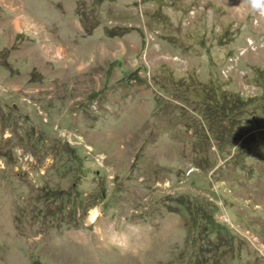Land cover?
Returning a JSON list of instances; mask_svg holds the SVG:
<instances>
[{
  "label": "rangeland",
  "instance_id": "rangeland-1",
  "mask_svg": "<svg viewBox=\"0 0 264 264\" xmlns=\"http://www.w3.org/2000/svg\"><path fill=\"white\" fill-rule=\"evenodd\" d=\"M0 264H264V17L0 0Z\"/></svg>",
  "mask_w": 264,
  "mask_h": 264
},
{
  "label": "clouds",
  "instance_id": "clouds-1",
  "mask_svg": "<svg viewBox=\"0 0 264 264\" xmlns=\"http://www.w3.org/2000/svg\"><path fill=\"white\" fill-rule=\"evenodd\" d=\"M250 8L264 17V0H244Z\"/></svg>",
  "mask_w": 264,
  "mask_h": 264
},
{
  "label": "bare ground",
  "instance_id": "bare-ground-1",
  "mask_svg": "<svg viewBox=\"0 0 264 264\" xmlns=\"http://www.w3.org/2000/svg\"><path fill=\"white\" fill-rule=\"evenodd\" d=\"M94 213H96V211H93V212H92V215H93Z\"/></svg>",
  "mask_w": 264,
  "mask_h": 264
}]
</instances>
